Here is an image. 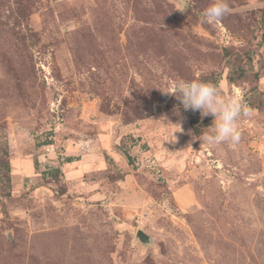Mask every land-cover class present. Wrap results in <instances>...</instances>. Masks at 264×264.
<instances>
[{
    "label": "rangeland",
    "instance_id": "obj_1",
    "mask_svg": "<svg viewBox=\"0 0 264 264\" xmlns=\"http://www.w3.org/2000/svg\"><path fill=\"white\" fill-rule=\"evenodd\" d=\"M210 3L0 0V264H264V0ZM195 79L241 95L239 143L183 108L171 136Z\"/></svg>",
    "mask_w": 264,
    "mask_h": 264
},
{
    "label": "clouds",
    "instance_id": "obj_2",
    "mask_svg": "<svg viewBox=\"0 0 264 264\" xmlns=\"http://www.w3.org/2000/svg\"><path fill=\"white\" fill-rule=\"evenodd\" d=\"M189 3L190 0H183L182 6L177 10L187 11ZM232 11L229 0H211L209 6L203 11L201 23L215 24ZM164 93L174 96L179 101V106L173 107V114L180 117V120L174 123L176 127L172 129L171 136L175 138L173 135L175 132L183 131V117L180 111L183 108L185 111H198L202 117L209 115L213 117L206 131L201 132L198 138L200 141L209 146L239 143L241 139L239 121L251 115L239 93L225 94L217 85L198 79L174 81L170 89Z\"/></svg>",
    "mask_w": 264,
    "mask_h": 264
},
{
    "label": "trees",
    "instance_id": "obj_3",
    "mask_svg": "<svg viewBox=\"0 0 264 264\" xmlns=\"http://www.w3.org/2000/svg\"><path fill=\"white\" fill-rule=\"evenodd\" d=\"M187 112H188V115H191L190 110H188ZM196 119H198V118H196L195 116L190 117L189 123H190L194 133L200 134L202 132V125L203 124L200 125ZM125 155L128 158V161L131 162V157L127 153H125Z\"/></svg>",
    "mask_w": 264,
    "mask_h": 264
},
{
    "label": "water",
    "instance_id": "obj_4",
    "mask_svg": "<svg viewBox=\"0 0 264 264\" xmlns=\"http://www.w3.org/2000/svg\"><path fill=\"white\" fill-rule=\"evenodd\" d=\"M136 237L143 243H148L150 240V237L141 229L137 231Z\"/></svg>",
    "mask_w": 264,
    "mask_h": 264
}]
</instances>
